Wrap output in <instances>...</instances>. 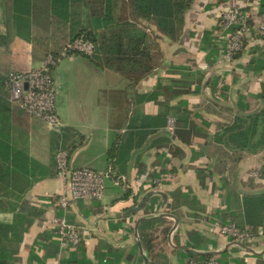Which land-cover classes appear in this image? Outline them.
Wrapping results in <instances>:
<instances>
[{
  "label": "crops",
  "instance_id": "obj_1",
  "mask_svg": "<svg viewBox=\"0 0 264 264\" xmlns=\"http://www.w3.org/2000/svg\"><path fill=\"white\" fill-rule=\"evenodd\" d=\"M5 2L6 16L13 17L10 1ZM262 5V0H195L175 41L143 22L160 60L139 82L81 55L61 57L53 73L58 130L16 113L11 104L10 141L29 158L18 210L32 221L15 264H149L148 243H163L166 230L170 264L184 261L177 251L194 234L193 241L211 252H227L218 259L221 264H264V215L254 251L216 235L212 227L248 226L244 199L264 193V150L245 154L233 172L220 174L214 144L219 124L264 107V71L245 69L259 56L253 51L262 42L250 34L241 58L226 63L220 15L239 9L251 20L256 16V24ZM9 18L1 23L8 45L1 48L0 63L10 71L35 69L31 43L16 35ZM22 48L26 56L16 52ZM169 118L176 120L174 134L166 130ZM61 151L73 168L110 173L101 200L71 204L67 217L81 243L67 252L51 223L63 213L57 206L64 190L57 173ZM164 173L172 180L158 182ZM13 216L2 213L0 221L11 223Z\"/></svg>",
  "mask_w": 264,
  "mask_h": 264
},
{
  "label": "trees",
  "instance_id": "obj_2",
  "mask_svg": "<svg viewBox=\"0 0 264 264\" xmlns=\"http://www.w3.org/2000/svg\"><path fill=\"white\" fill-rule=\"evenodd\" d=\"M9 1L13 8V17L10 18L6 16L5 0H0V57L4 52L1 48L8 45L7 37L1 31V23H6L9 18L15 24L16 35L31 43L34 62L46 61L50 55L59 60L69 42L84 39L94 44L95 52L92 56L78 52H69L67 55L84 56L98 66L114 69L139 82L152 74L160 60L159 49L143 22L155 25L163 35L174 41L178 40L184 30L187 13L192 9L195 0ZM262 3L264 9V0ZM257 17L259 22L257 20L255 24V16L253 20H249V27L251 37L262 42V45L256 46L253 51L254 54L260 51V54L251 60L245 69L260 75L264 71V10L257 14ZM248 39L244 40L245 47L235 59L243 55ZM56 65L51 66L50 70L53 83ZM13 72L24 71H10L0 63V214L14 215L11 223L0 221V264H15L18 261L21 243L32 224L29 216L21 214L18 210L22 195L26 191L23 184L28 177L29 158L10 141L12 108L6 83ZM261 99L264 100V93ZM14 108L16 113H25L18 107ZM214 144L218 158L217 171L220 174L233 172L245 154L262 152L264 107L254 113H237L228 119L227 123L219 124ZM261 176L264 177V166ZM225 183L228 185L227 178L224 179ZM244 207L249 225L238 226L260 233L258 230L263 225L264 193L247 196L244 199ZM167 232L168 230L163 232V243H156L154 239L149 241V264H170L164 248L168 244ZM195 236L197 235L190 237L186 248L177 251L183 255L184 261L181 264L191 261L209 264L212 259L221 264L218 259L221 260L227 252L212 255V248H204L200 245L201 242L193 241L197 239H194ZM194 250L202 253H195Z\"/></svg>",
  "mask_w": 264,
  "mask_h": 264
},
{
  "label": "built area",
  "instance_id": "obj_3",
  "mask_svg": "<svg viewBox=\"0 0 264 264\" xmlns=\"http://www.w3.org/2000/svg\"><path fill=\"white\" fill-rule=\"evenodd\" d=\"M250 15L239 9H229L220 15V31L226 42L224 60L230 64L235 61V56L244 49V40L250 35ZM69 52H78L92 56L95 52L94 44L77 39L69 42L61 56H68ZM54 56L50 55L43 65L36 69L24 72L11 73L7 78V88L10 94V102L30 117L43 122L51 130H58L61 126L60 119L55 108V88L51 80V66L56 65ZM166 130L174 134L176 130L175 118H169ZM57 173L64 184L63 193L57 198V206L63 212L53 217L51 223L55 229L56 237L62 252L71 251L81 243V235L77 226L71 223L67 212L73 202L101 200L106 191V182L110 177L109 172H99L89 167L73 168L68 160L66 152L58 153ZM253 177L257 178L259 172ZM171 173L161 174L158 182L172 180ZM213 231L216 235L226 238L233 244H242L246 248H253L261 239V234L250 228H240L236 223H216ZM186 264H198L191 261ZM209 264H218L212 259Z\"/></svg>",
  "mask_w": 264,
  "mask_h": 264
},
{
  "label": "rangeland",
  "instance_id": "obj_4",
  "mask_svg": "<svg viewBox=\"0 0 264 264\" xmlns=\"http://www.w3.org/2000/svg\"><path fill=\"white\" fill-rule=\"evenodd\" d=\"M123 14H125V12H124ZM126 14H128V11H127ZM126 14H125V15H126ZM17 51H21V52H22L21 54H22L23 56H24V55H25V56L27 55V49H26V48H22V49L16 50V52H17ZM2 61L5 63V61H4L3 59H2ZM39 65H40V63L35 62V63H34V68H35V69L38 68ZM225 239H226V238H225Z\"/></svg>",
  "mask_w": 264,
  "mask_h": 264
},
{
  "label": "water",
  "instance_id": "obj_5",
  "mask_svg": "<svg viewBox=\"0 0 264 264\" xmlns=\"http://www.w3.org/2000/svg\"><path fill=\"white\" fill-rule=\"evenodd\" d=\"M235 245H238V246H240V247H243V248H245V246H243L242 244H235ZM249 251H253L252 249H249V248H247ZM195 253H198V254H201V252H197V251H194ZM210 254H212V255H217V254H219L218 252H210ZM147 261V260H146Z\"/></svg>",
  "mask_w": 264,
  "mask_h": 264
}]
</instances>
